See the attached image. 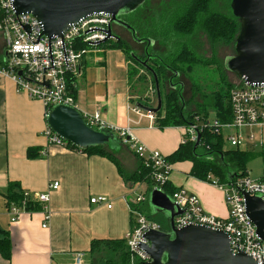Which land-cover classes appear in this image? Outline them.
I'll list each match as a JSON object with an SVG mask.
<instances>
[{
    "label": "crops",
    "instance_id": "0c3cea01",
    "mask_svg": "<svg viewBox=\"0 0 264 264\" xmlns=\"http://www.w3.org/2000/svg\"><path fill=\"white\" fill-rule=\"evenodd\" d=\"M3 57L0 35V64ZM130 66L121 50L88 49L73 83L74 106L81 114L100 111L114 133L128 129L138 144L167 157L183 142L185 129L160 130L154 116L151 122L146 113L131 112L138 97L131 94ZM46 128L42 103L17 92L14 83L0 73V232L7 233L12 244L10 260L0 256V264H73L75 253L88 257L91 241L124 239L130 229L125 199L131 200L132 185L116 165L105 157L48 146L43 135ZM36 147L46 150L45 157L27 159L26 151ZM113 155L127 176L140 168V159L122 141ZM191 167L189 162L171 165L172 188L185 189L198 198L206 213L226 218L223 192L191 177ZM54 181L60 186L50 193L46 228L42 211L22 212L16 223H10L5 200L9 184L22 192L45 193ZM98 196L106 197L112 208L91 205L90 199Z\"/></svg>",
    "mask_w": 264,
    "mask_h": 264
},
{
    "label": "built area",
    "instance_id": "2783aa9c",
    "mask_svg": "<svg viewBox=\"0 0 264 264\" xmlns=\"http://www.w3.org/2000/svg\"><path fill=\"white\" fill-rule=\"evenodd\" d=\"M110 24L109 17H90L76 26H71L61 37L50 40L42 35V30L34 17L16 15L10 0H0V35L4 47L0 73L14 83L17 92L41 102L45 108V117L56 105L75 108L74 99L68 94V80L75 79L79 75L81 57L88 49L96 47L95 43L106 39V30ZM81 44L89 48L79 50L78 47ZM228 102L230 122L219 124L215 120L212 122L213 127L219 128L220 134L224 130L235 131L226 139L231 149L243 147L242 150L246 151H261L264 148V87L242 85L234 87L230 90ZM131 112L140 114L135 107L131 109ZM82 117L95 130L109 129L98 110L90 114L82 113ZM146 117L153 121V116L147 114ZM205 124L209 122L201 123L197 119L185 129L183 142L195 143L197 134L201 139ZM109 130L112 131V129ZM242 131L247 132L242 134ZM43 135L48 146L64 148L65 143L48 127ZM118 135L122 143L140 159V163L148 171L147 178L150 185L146 184V191L140 193L139 188L142 185L136 183L131 187V200L125 199L131 226L124 240L130 264H150L149 255L142 249V246L149 245L144 235L151 231L162 230L159 223L146 215L142 205L147 201L150 191L165 192L164 189L171 175V165L161 153L138 144L134 138L130 137L128 129ZM41 155L45 156L46 150H43ZM210 184L223 192L228 211L227 217L220 218L206 213L195 195L189 194L183 188H178L169 196L182 212L173 219V228L180 230L187 226H200L222 231L229 237V246L233 254L244 253L256 264H264V242L258 238L255 226L246 216L241 195L243 191L251 196L258 195L264 202V170L254 181H251L247 175L230 185H219L215 180ZM59 186V183L54 181L49 183L45 193H23L25 199L28 198L40 206V211L45 215L43 228L47 227L50 193L57 191ZM89 202L91 205L112 208L110 201L104 196L93 197ZM25 206L24 201L21 207L12 203L6 208L10 223H16L20 214L26 212ZM85 257V253H75L73 264H84Z\"/></svg>",
    "mask_w": 264,
    "mask_h": 264
},
{
    "label": "water",
    "instance_id": "95a60500",
    "mask_svg": "<svg viewBox=\"0 0 264 264\" xmlns=\"http://www.w3.org/2000/svg\"><path fill=\"white\" fill-rule=\"evenodd\" d=\"M147 0H10L16 15L34 17L42 35L52 40L61 37L71 26H76L94 16H105L111 23L129 29L137 44L135 31L119 21V17L137 11ZM229 11L239 23V32L234 42L235 54L224 60V68L233 74L242 86L264 87V0H231ZM106 39L94 44L99 46L106 41H116L111 28L106 30ZM131 59L145 69L152 77L156 107L136 102L134 107L140 112L154 116L162 108L159 81L155 72L147 65L148 58L141 61L133 53ZM182 85V84H180ZM183 89V86H181ZM48 129L65 144L79 150L108 147L118 152L121 142L109 129L95 130L89 126L82 114L74 107L56 105L46 116ZM128 140V138H127ZM200 144L197 134L193 152ZM235 178V176H232ZM231 180V178H229ZM148 194L150 215L163 214L169 222L170 230L151 231L144 235L149 245L142 249L149 255L150 264H256L244 253L233 254L229 237L222 231L200 226H187L180 230L173 228V219L182 214L180 209L163 191L152 190ZM247 218L256 228L258 238L264 242V202L258 195L241 192Z\"/></svg>",
    "mask_w": 264,
    "mask_h": 264
},
{
    "label": "trees",
    "instance_id": "16d2710c",
    "mask_svg": "<svg viewBox=\"0 0 264 264\" xmlns=\"http://www.w3.org/2000/svg\"><path fill=\"white\" fill-rule=\"evenodd\" d=\"M148 3L149 0L135 11L138 12V14L135 15L142 14L146 10ZM212 3V0H163L158 9H151L148 16L142 21H138V25H135L137 26L135 30L140 38H143L141 34L146 33L144 37L152 38L151 40L159 44L160 51L158 50L157 53V64L151 69L155 72L159 81L162 98V108L159 113L154 115V125L160 130L168 127H182L187 129L190 125L195 123L197 119H199L201 123L208 121L207 106H210L215 112V120L219 124L228 123L231 120L228 95L230 90L234 87L222 85L223 88H230H227L225 93L223 92V88H220L208 95V97L203 95L201 98L202 103L199 104L197 109L187 112L188 104L182 97L181 83H176L170 88L167 82L169 93L166 95H163V86L161 85L163 81L162 75L165 76L168 72L171 73L175 82L180 76H184L190 83H194L195 80L192 82L191 72H194L196 68L194 69L192 65L193 63H199L200 59L196 58V55L190 48L189 40L194 37V33L198 28H201L203 33L208 34L212 41L222 40L223 36H225L227 40L239 31V23L232 17L230 11L229 14L213 12L211 10ZM139 26L143 27L141 31H138ZM162 29H164V31ZM125 45L127 44L122 41L109 40L97 46V49H118L123 51L126 56L128 51L129 56H127V58L132 60L129 48ZM87 48L89 47L82 44L78 47L79 50ZM74 80V78L69 79L67 87L68 94L73 98L75 95L73 87ZM195 91L197 92L198 89H195ZM138 99L136 102H138ZM208 99L212 101L210 105L205 104V101ZM220 131L219 128L213 127L210 122L209 124H205L201 132L200 144L195 152H193L194 143L186 141L181 143L171 155L165 157L166 160L170 165L184 162L191 163L192 167L189 175L206 183L215 180L219 185H230L239 179L247 177V164L258 158V156H264V148L258 153L242 149L223 151L222 134H220ZM114 134L120 141L121 138L119 135L116 133ZM64 148L71 151H80L89 156L105 157L116 165L119 173L127 183L129 182L131 185L136 183L150 185L147 178L148 171L143 167L142 163H140V168L137 172L127 176L123 173L119 162L115 159L113 155L115 152L113 153V151H110V153L108 151L106 153V147L79 150L72 145L65 144ZM42 151L43 149L41 150V148L38 147L29 148L26 151V157L30 160L45 157L41 155ZM232 176H235V178ZM229 178H231V180H229ZM177 189L178 188H172L170 183H168L164 191L170 196ZM23 193L24 192L18 189L16 184H9L7 194H5L6 208L12 203L21 207V203L25 201L26 206L24 208L26 212L33 213L40 211V206L30 201L28 198L25 199ZM148 213L147 216L154 220L155 215L152 216L150 212ZM162 221L165 225H163L164 228L160 225L161 230L163 232H168L169 222L167 220ZM0 235V256L5 261H9L12 250L11 240L7 233L0 232ZM87 255L92 259L90 264H94V258H102V261L98 264H130V257L127 253L124 239L93 240L90 243Z\"/></svg>",
    "mask_w": 264,
    "mask_h": 264
},
{
    "label": "rangeland",
    "instance_id": "374dc122",
    "mask_svg": "<svg viewBox=\"0 0 264 264\" xmlns=\"http://www.w3.org/2000/svg\"><path fill=\"white\" fill-rule=\"evenodd\" d=\"M163 0H149L148 6L146 7V10L139 15L138 12H132L130 14H127L123 17L129 18L131 16H134L135 18L133 21H131L132 25H138V21H142L145 19L151 9H158L159 5L161 4ZM180 1V0H177ZM231 0H212L211 4V10L213 12H219L224 14H229V5ZM149 9V10H147ZM130 23V21H128ZM137 28V26H135ZM143 29L142 26H139L138 31H141ZM164 31V29H162ZM113 31L120 35L121 38L126 42L125 46H128L129 52L133 53L137 58L143 59L144 54V45L143 44H137L132 39L129 33L126 31H123L122 29L118 27H114ZM237 34L231 36L229 39H225V36H223L222 40L218 41H212L210 40L208 34L203 33L201 28H198L196 32L194 33V37L189 40V46L193 50L194 54L196 55L197 59H200L199 63H193L192 67H194V72H191L192 76V82L194 81V85L190 83L184 76L179 78V81L181 82L183 89H182V97L184 101L187 102V112L193 111L197 109L199 104L202 103V96L212 94L213 92L219 90L220 88H223L222 85H227L231 87H237L240 85V81L231 73L227 72L224 68V60L228 57H231L235 54L234 51V42L238 35ZM143 37L146 36V33L141 34ZM137 36H139L137 34ZM140 37V36H139ZM128 50V49H127ZM159 48L155 44L152 48V53L157 54ZM160 51V50H159ZM127 56H129L127 51ZM128 59V58H127ZM129 62H131V66L129 68V80L130 83L134 86V89L132 91V96L138 97V102L142 104H146L148 106H151L152 108L156 107V98L154 94L153 89V82L152 78L149 73L142 67H140L137 63L133 62L132 60L128 59ZM187 67V65H186ZM193 70V69H192ZM163 76V81L161 82V85L163 86V95H166L169 93L168 88V79L170 74H166ZM161 78V77H160ZM224 80V81H222ZM229 89L230 87H224L223 92L225 93L226 89ZM195 89H198L196 92ZM212 103L211 99H208L205 101V104L210 105ZM207 117L208 121L212 123L215 121L216 114L212 110L210 106H207ZM235 133V131H232ZM232 132L228 130H224L222 132V143L223 151L230 150L228 143L226 142V139L228 136L233 134ZM247 131H242V134L246 133ZM243 149L241 147L239 150ZM107 153L108 151L105 150ZM258 153V152H257ZM248 171V178L251 181H254L258 179L263 170H264V156H258V158L250 161L247 166ZM146 185H142L139 188V192H145L146 191ZM135 193V188H134ZM150 194V193H149ZM143 209L146 211V215H148L150 212V206L148 203V200L142 205ZM154 221L162 225H165V223L162 221H166V218L163 214H155ZM153 219V218H152ZM170 230V228H169ZM168 230V231H169ZM100 261H102V258H94L93 263L98 264ZM92 262V259L90 257H87L84 259V264H90Z\"/></svg>",
    "mask_w": 264,
    "mask_h": 264
},
{
    "label": "flooded vegetation",
    "instance_id": "af4514ba",
    "mask_svg": "<svg viewBox=\"0 0 264 264\" xmlns=\"http://www.w3.org/2000/svg\"><path fill=\"white\" fill-rule=\"evenodd\" d=\"M147 10H149V9H147ZM149 13H150V12H149ZM134 18H135L134 16H131V17H129V18L119 17L118 20L121 21L122 23H125L126 25L130 26L131 29H133V30L135 31V38H137V39H139V40H142V41H151V42L153 43V46L156 44L157 47L159 48V46H158L159 44H157L154 40H151L152 38H149V37H143V38H140L139 36H137V32H136V30H135V25H132V24H131V21H133ZM128 21H130V23H129ZM109 27L111 28V32H112V34L116 37V41H122V42L126 43V42L121 38L120 35L116 34V33L113 31V28H114V27H118V28L122 29L123 31H126L127 33H129L130 36H131V39L133 40V35H132V33H130V30H129V29L123 28L122 26L115 25V24H113V23H111ZM133 41H134V40H133ZM143 45H144V54H143V57H144V58H143V59H140V60H141V61H145V60L148 58L149 60H148V62H147V65H148L150 68H152V67H154L155 64H157V61H156V58H158V57H157V54L152 53V48H153V46H152V47H150V46L148 47L147 42L143 43ZM152 69H153V68H152ZM147 73H148V72H147ZM166 74H170L169 79H168V84H169L170 88H172L171 86L175 85L176 83H181V82L179 81V78H180L181 76H180V77L178 78V80H176V82H175V81H174V78H172V75H171L170 72H168V73H166Z\"/></svg>",
    "mask_w": 264,
    "mask_h": 264
},
{
    "label": "bare ground",
    "instance_id": "6f19581e",
    "mask_svg": "<svg viewBox=\"0 0 264 264\" xmlns=\"http://www.w3.org/2000/svg\"><path fill=\"white\" fill-rule=\"evenodd\" d=\"M241 85V84H240Z\"/></svg>",
    "mask_w": 264,
    "mask_h": 264
}]
</instances>
